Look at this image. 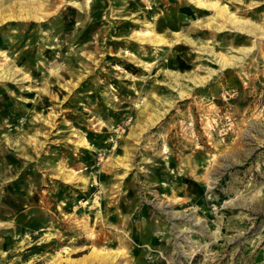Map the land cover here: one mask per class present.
Wrapping results in <instances>:
<instances>
[{"label":"rangeland","instance_id":"rangeland-1","mask_svg":"<svg viewBox=\"0 0 264 264\" xmlns=\"http://www.w3.org/2000/svg\"><path fill=\"white\" fill-rule=\"evenodd\" d=\"M200 1L262 29L0 0V264H264V0Z\"/></svg>","mask_w":264,"mask_h":264},{"label":"bare ground","instance_id":"bare-ground-1","mask_svg":"<svg viewBox=\"0 0 264 264\" xmlns=\"http://www.w3.org/2000/svg\"><path fill=\"white\" fill-rule=\"evenodd\" d=\"M192 1L196 2L199 6H201L203 8L215 10V13H216L215 15L217 17H221L222 19H224V22L226 24H230L234 28H236L240 31H245V32H248L250 34H256L259 30L262 29V26H259L252 21H249V20L241 21V20H239L237 17L233 16V14L231 13V11L228 10V7L226 5H221V4H218L217 2L203 3L200 0H192ZM77 5H79V4H77ZM40 9H41V7H40ZM33 11H34V9L32 7V9H30V12H29L30 15L33 13ZM217 28H218V26H217ZM184 39L189 41L192 44H196L195 40L188 37V36H186ZM218 56L220 58L219 62L221 63V66H226V65L232 64L230 59L227 60L220 55H218ZM207 77H202V78L201 77H194V81L196 84L202 83L206 80ZM179 93H180V95H183L184 91H180Z\"/></svg>","mask_w":264,"mask_h":264}]
</instances>
